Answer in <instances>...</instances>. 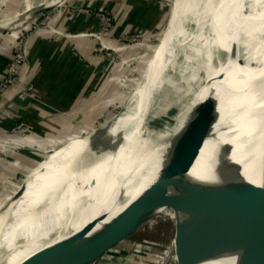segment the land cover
I'll list each match as a JSON object with an SVG mask.
<instances>
[{"label":"bare ground","instance_id":"obj_1","mask_svg":"<svg viewBox=\"0 0 264 264\" xmlns=\"http://www.w3.org/2000/svg\"><path fill=\"white\" fill-rule=\"evenodd\" d=\"M191 1V5L186 7L176 56L177 59L184 48L190 59L184 68L179 67V77L169 84L174 87L167 94L168 108L173 131L179 133L180 139L206 136L193 147L175 146L174 168L168 183L161 190L173 187L190 171L195 180L189 188L194 190L202 205L223 215V223L227 225L235 222L238 212L235 206L239 205V220H243L245 215L248 218L243 223L242 232L246 235L259 234L264 232V228L255 226L250 230L244 225L254 221L255 209L264 208V194L261 196L258 190L259 185L264 183L261 162L264 100L256 103V100H251V91L240 90L236 105L240 106L241 117L234 118L228 75L234 73L246 80L257 76L254 81H258V75L264 73L263 66L253 70L251 76L250 68L239 63L241 56L250 55L249 40L257 27L253 18L258 24L264 21V5L261 13H256L253 0H229L226 9H223L224 0H210L201 13L207 0ZM26 7H31L29 0ZM260 25V31H264V25ZM224 27L236 39L243 29L242 43L245 46L242 52H233L230 62L226 61L229 36L224 38ZM250 56L264 65V59L259 54ZM250 82H246L247 87ZM134 116L138 119L131 124H111L74 143L70 152L56 163L26 198L16 203V214L5 225L0 223V264H30L41 249L53 246L88 221L97 219V222L106 217L98 222L92 230L94 232L129 203L125 200L127 195L136 197L152 182L151 170L147 174L137 166L131 169L137 152L149 141L156 128L154 120L157 115L152 112L150 99ZM168 133L169 130L166 135ZM182 195L165 201L156 198L153 204L184 221L213 230L216 226L206 220L196 206L193 208L201 214L193 210L196 214L192 212L184 216L183 210L187 205H184ZM98 199L102 205L96 213H91L88 208ZM201 264L231 263L221 259Z\"/></svg>","mask_w":264,"mask_h":264},{"label":"water","instance_id":"obj_2","mask_svg":"<svg viewBox=\"0 0 264 264\" xmlns=\"http://www.w3.org/2000/svg\"><path fill=\"white\" fill-rule=\"evenodd\" d=\"M61 2L62 0L45 1L37 6L27 7L26 10L19 14L0 19V34L7 31L21 30V28L25 27L27 24L50 12L55 7H58ZM191 2V0H172L171 7L166 14V23H164L165 27L163 28L159 37V42L147 63L149 71L151 65L156 62V68L153 70L154 72L152 71L153 74L150 76L153 83L149 89V97L152 105V112L154 115H157L154 121L159 120L160 122L157 123V126L159 127L153 132L149 141L137 152L131 169L137 166L142 172L147 171V174L151 170L153 172L151 178L154 179L118 214L102 224L100 228L94 232L92 231L98 222L104 220L106 217L98 219L97 222L95 221L97 219L88 221L82 228L69 232L65 238L56 242L53 246H49L50 248L47 246L41 249V252L37 253V256L31 259L30 264H98L100 260L117 245L133 236L156 217L168 219L173 224L175 264H201L221 259H226L231 264H264V232L252 235H246L242 232L241 228L243 223H246L248 218H245L247 217L245 215L243 220H239V205L235 206L238 210L235 222L232 225L223 223V215L218 214L216 210L202 205L201 201L195 195L194 190L189 188L195 180L190 171H188V173L173 187L165 191L161 190L164 185L168 183L174 168L175 146L193 147L198 144L204 136H206L204 135L185 140L180 139L179 133H174L173 125L170 124L171 117L169 116L168 119L161 118L163 115H170L167 96V94L169 95V92L168 89H166L168 88L166 82L167 78L174 77L176 73L172 68L173 66L175 67V64L177 65V48L182 36L180 32H182L186 17V7H189ZM252 3L253 5H256L254 8L256 13H261L264 2L253 0ZM228 6L229 0H224L223 9H226ZM247 10L245 9V12H247ZM253 21L254 25L257 24V27L253 30L250 40L247 35V40H249L251 44L249 54L252 56L259 54L261 59H264V56H262L264 55V31H260L262 26L260 25L261 21L259 24L254 18ZM225 28L226 27H224V29ZM224 29V38L229 36L227 38L229 49L225 51V53L227 62H230V60H232L231 57L239 51L242 52L245 46L242 43L244 37L243 29L237 39L228 33L227 28L226 31ZM171 49H173L172 53ZM254 51L257 52L254 53ZM250 55H245L244 57L241 56L239 58V63L249 67L252 76L253 70L261 69L264 65L261 61H257ZM235 75L234 73L228 75V89L232 114L234 118L239 119L241 117L239 115L241 110L240 106L236 105L239 97L237 92L242 89L245 91H251V100H256V103L264 100V73L260 74V76L258 75V77H260V80L258 81H254L257 76H254L252 79L251 77L248 78V80H251L249 87L246 85V82L248 81L246 80L247 78L243 79L245 77ZM240 86L246 88H237ZM118 116L119 115L114 119H118ZM168 130L169 133L166 135ZM44 161L45 159L38 162L33 168L37 167L38 164ZM261 162L264 171V148ZM30 172L31 171L27 173V176ZM19 187L14 194H18ZM258 190L260 192L259 194L263 196L264 183L263 185H259ZM180 194H183L182 201L184 205L196 206L202 215L207 218L206 220L211 224H214L216 227L211 230L206 226L184 221L168 210L162 209L160 206L153 204L156 198L165 201ZM106 195L109 197L110 194L106 191ZM261 198L262 197H260V199ZM223 200L225 201V198H223ZM101 205L102 201L98 199L88 209L91 210V213H96ZM194 210L197 211V209ZM253 219L254 221L252 223L244 226L250 230H253L255 226L264 228L263 207L255 209ZM234 232H236L235 237L233 236Z\"/></svg>","mask_w":264,"mask_h":264},{"label":"rangeland","instance_id":"obj_3","mask_svg":"<svg viewBox=\"0 0 264 264\" xmlns=\"http://www.w3.org/2000/svg\"><path fill=\"white\" fill-rule=\"evenodd\" d=\"M29 1L34 7L49 0ZM114 3H124L130 11L125 21L122 24L119 23V25L121 24L120 28L116 25L114 17L109 18L108 16L112 15ZM26 4L27 0H0V19L23 12L27 9ZM171 4L172 0H62L58 7L21 28L25 32L26 29H32L35 26H41V24L47 25L58 13H62V19L74 15L96 17L98 26L85 29L79 34L90 39L94 44L93 56L100 59L104 68L105 66L108 68L106 73L109 74V77H97L93 83H88L89 85L87 87L85 85L83 89L85 94L88 92L86 95L90 96L89 99L93 103L88 108V112L84 111L82 115L84 119L88 114L91 117L88 129L58 145L49 147L44 153L33 149L34 161L31 163L32 165H29L30 168L20 169L17 177H10L6 181L0 178V211L8 202L12 204L9 211L2 212L0 223L5 225L16 214V209L13 206L26 198L45 174L60 161L61 156L63 158L70 152L73 144L64 145L65 142L73 140L76 143L88 135L91 137L103 127L119 122L131 124L138 119L134 115L150 99L149 89L153 83L150 77L153 73L150 72L147 75L142 71L146 68L159 42L160 34L165 27L166 14ZM209 4L210 0L203 3L201 13ZM261 24L264 25V21ZM14 31L3 32V34ZM189 59V53L182 48L181 55L176 59L177 65L175 64V67L172 68L176 71L175 76L167 78L168 88L166 89L168 92L174 87L169 84L180 75L179 67L184 68ZM95 109L97 111H94ZM117 115H119V120L114 119ZM167 115H163L161 118L168 119L170 116V124L173 125L171 112L170 115ZM158 122L160 121H155V130L159 127L156 125ZM20 123L18 127L21 126ZM2 156L0 153V157ZM45 158L44 165L40 166L37 172H33L34 174L23 187L27 173ZM47 168L49 169L46 171ZM18 187V194H14ZM203 196L205 195L203 194ZM133 198L134 195L129 194L125 200L130 202ZM204 199L206 201V197ZM193 210V206H186L183 210L184 216L189 215ZM173 237V224L168 219L156 217L133 236L117 245L113 249L114 251L106 254L98 264H175Z\"/></svg>","mask_w":264,"mask_h":264},{"label":"crops","instance_id":"obj_4","mask_svg":"<svg viewBox=\"0 0 264 264\" xmlns=\"http://www.w3.org/2000/svg\"><path fill=\"white\" fill-rule=\"evenodd\" d=\"M111 12L120 28L130 11L124 3H114ZM97 24L93 16L62 19V13H58L48 25L28 33L20 81L9 88L0 102V153L3 155L0 178L3 181L17 177L20 169L30 168L34 161L33 149L44 153L89 128L90 115L85 119L82 115L93 103L83 89L95 78L109 77V74L108 68L93 56L94 44L79 33ZM19 33L20 30L0 34V80L6 74ZM155 68L156 62L149 71L148 67L143 71L148 75ZM19 122L25 126L18 127ZM71 144L73 140L64 143ZM11 206L10 202L5 205L0 219L2 212L9 211Z\"/></svg>","mask_w":264,"mask_h":264},{"label":"built area","instance_id":"obj_5","mask_svg":"<svg viewBox=\"0 0 264 264\" xmlns=\"http://www.w3.org/2000/svg\"><path fill=\"white\" fill-rule=\"evenodd\" d=\"M109 18L112 15H108ZM48 25V24H47ZM46 25L35 26L32 29H26L25 32L20 30L16 45L14 46V53L7 65L5 76L0 80V102L10 87L16 85L20 81V71L26 62V48L28 41V33L33 29H38ZM25 29V28H24ZM25 126L24 123L21 127Z\"/></svg>","mask_w":264,"mask_h":264},{"label":"trees","instance_id":"obj_6","mask_svg":"<svg viewBox=\"0 0 264 264\" xmlns=\"http://www.w3.org/2000/svg\"><path fill=\"white\" fill-rule=\"evenodd\" d=\"M146 68H147V65H146ZM146 68L144 69V71L146 70ZM144 71H142V73L144 72ZM141 74V73H140ZM142 75V74H141ZM47 158V157H46ZM46 158H45V160H46ZM45 162V161H44ZM44 162H42V163H40V164H38V166L37 167H35L34 168V170L30 173V174H28V176L26 177V183H28V180L31 178V176L35 173V172H37L38 170V168L44 163ZM34 172V173H33Z\"/></svg>","mask_w":264,"mask_h":264}]
</instances>
